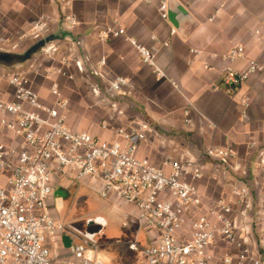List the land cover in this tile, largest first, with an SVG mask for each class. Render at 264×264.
<instances>
[{
  "label": "crops",
  "instance_id": "1",
  "mask_svg": "<svg viewBox=\"0 0 264 264\" xmlns=\"http://www.w3.org/2000/svg\"><path fill=\"white\" fill-rule=\"evenodd\" d=\"M174 1L190 15L175 33L171 32L174 25L160 14V0H0V53L20 54L18 63L0 67L6 76L25 72L46 103L54 101L50 85L57 82L69 99L66 122L73 129L112 139L111 130L100 126L103 120L110 125L145 123L148 139L139 146L140 157L158 166L167 158L187 163L202 158L205 176L195 184L208 196L230 194L231 186L243 176L234 168L239 162L249 165V180L260 187L256 161L264 155V0ZM71 13L77 16L76 25L64 20ZM116 22L125 26L127 36L158 49L157 62L165 78L156 76L124 36L101 38L102 30ZM37 23L44 24L40 32L35 31ZM56 33H60L58 38L46 42L55 51L48 54L41 47L30 59H22L36 41ZM236 43L245 46L246 56L233 66L243 69L249 59H256L260 67L230 96L222 87L219 69L224 64L222 55ZM63 56L71 61L67 73L73 77L53 74L45 78V69L60 66ZM76 61H81L82 69ZM205 63L214 69H206ZM117 76L128 80L121 92L105 98L92 92L93 86L106 89ZM5 77L1 92L11 91ZM244 95L251 100L243 118ZM210 145L231 146L237 157L229 162L205 158ZM58 189L68 196L56 197ZM87 198L90 210L82 208ZM127 209L128 205L112 204L88 186L68 180L59 182L49 200V213L55 218L77 221L102 216L113 226H122L121 221L128 219L135 235L139 225ZM77 210L82 213L77 215ZM107 250L100 245L102 258L113 264ZM57 252L65 254L66 249L58 246Z\"/></svg>",
  "mask_w": 264,
  "mask_h": 264
},
{
  "label": "built area",
  "instance_id": "2",
  "mask_svg": "<svg viewBox=\"0 0 264 264\" xmlns=\"http://www.w3.org/2000/svg\"><path fill=\"white\" fill-rule=\"evenodd\" d=\"M159 11L168 19V0H160ZM64 20L70 25L78 22L74 13ZM43 28V23L35 25L36 32ZM110 35L124 36L158 78L166 77L155 46L127 36L119 22L100 33L102 39ZM41 49L48 54L55 51L49 44ZM245 56L242 43L222 55L221 84L230 96L260 67L258 60L249 59L245 68L236 69L233 63ZM100 64H105L104 58ZM71 65L63 56L60 66L45 69L44 77L72 78L67 73ZM75 65L82 69L81 61ZM204 66L214 69L209 63ZM5 79L11 91H0V264H104L98 241L79 231L72 221L49 213V200L62 180L88 186L112 204L128 205L126 211L139 231L127 245L146 264H264L263 154L256 161L260 187L249 180V165L239 162L234 168L243 176L231 186L230 194L208 196L195 184L205 176L202 158L190 163L167 158L158 166L138 155L139 146L148 139L147 124L110 125L103 120L102 129L111 130L114 136L103 139L67 124L69 99L57 82L50 85L54 101L46 103L25 72L10 73ZM126 86L128 80L117 76L106 89L93 86L92 92L105 98ZM250 100L248 95L242 98L243 118ZM189 112L185 110L187 116ZM204 157L229 162L237 152L231 146L210 145ZM73 233L81 240L65 247L63 236ZM51 241L54 249L49 247ZM58 246L66 249L65 254L57 252Z\"/></svg>",
  "mask_w": 264,
  "mask_h": 264
},
{
  "label": "rangeland",
  "instance_id": "3",
  "mask_svg": "<svg viewBox=\"0 0 264 264\" xmlns=\"http://www.w3.org/2000/svg\"><path fill=\"white\" fill-rule=\"evenodd\" d=\"M23 52V51H22ZM21 52V53H22ZM14 55V57L12 56V59L10 61H0V65L2 66H6V65H10V64H14V63H18L19 62V55L17 54H11ZM17 57H16V56ZM5 72L3 70L2 67H0V86H4L5 82H4V77H5ZM56 197H61V198H66L68 196V194L66 193V191L62 190V189H58L55 193ZM84 210H90L91 208V202L90 200L87 198L85 200V202L83 203V207ZM81 208V210H83ZM80 210V209H79ZM79 210H77L75 213L77 215L81 214L82 212H78ZM73 225L76 221H72ZM83 222V221H82ZM82 222L79 223V225L82 224ZM83 227V226H81ZM114 233L116 234H123L126 233L125 228L122 227H117V228H109L108 230V237H112L114 235ZM134 237V235L130 236L129 238L126 239H121V240H117V241H109L107 243L102 242L101 247L106 246V249L108 254L111 255L112 260L114 261L113 264H146L145 258L143 256H141L140 254H136L138 257L133 256L132 254H130L127 249H128V245H127V241L131 240ZM104 243V244H103ZM49 247L54 249L55 247V242L51 241L49 243ZM104 249V248H103Z\"/></svg>",
  "mask_w": 264,
  "mask_h": 264
},
{
  "label": "flooded vegetation",
  "instance_id": "4",
  "mask_svg": "<svg viewBox=\"0 0 264 264\" xmlns=\"http://www.w3.org/2000/svg\"><path fill=\"white\" fill-rule=\"evenodd\" d=\"M80 222H82L81 225H79ZM121 223H122V226L118 224L113 226L107 219H105L102 216H90L84 219L77 220L74 223V226L79 231H81L83 234L90 236L91 239L96 240L100 244H102V242L107 243L109 241H117L121 239H126L134 234V229L129 225L128 219L122 220ZM114 227L125 228L126 233H123V234L114 233L112 237H108L107 234H108L109 228L111 229ZM102 248H104V245ZM102 260L104 264H108L104 258H102Z\"/></svg>",
  "mask_w": 264,
  "mask_h": 264
},
{
  "label": "water",
  "instance_id": "5",
  "mask_svg": "<svg viewBox=\"0 0 264 264\" xmlns=\"http://www.w3.org/2000/svg\"><path fill=\"white\" fill-rule=\"evenodd\" d=\"M181 13V17H178V14ZM189 13L174 0H168V20L174 25L176 29H179L180 22L184 18H189ZM60 33L49 35L45 38H41L36 41L32 46H30L25 53L22 55L23 60H28L32 56V54L36 53L41 47H43L46 42H50L55 38H58ZM12 59V55L9 53H0V61H10ZM81 240L80 236L77 234H72V236L64 235L63 242L65 247L70 246L73 242Z\"/></svg>",
  "mask_w": 264,
  "mask_h": 264
},
{
  "label": "trees",
  "instance_id": "6",
  "mask_svg": "<svg viewBox=\"0 0 264 264\" xmlns=\"http://www.w3.org/2000/svg\"><path fill=\"white\" fill-rule=\"evenodd\" d=\"M136 254H139V253H136Z\"/></svg>",
  "mask_w": 264,
  "mask_h": 264
}]
</instances>
